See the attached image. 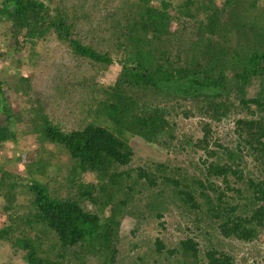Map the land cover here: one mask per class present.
Here are the masks:
<instances>
[{
  "label": "rangeland",
  "instance_id": "obj_1",
  "mask_svg": "<svg viewBox=\"0 0 264 264\" xmlns=\"http://www.w3.org/2000/svg\"><path fill=\"white\" fill-rule=\"evenodd\" d=\"M4 1L0 0V7ZM40 1L52 10L40 12L45 22L39 24V32L30 38L25 32L17 33L13 18L0 11V118L16 134V139L0 145V231L9 224L12 226L11 235L0 240V264H28L23 249L14 245L20 237H32L41 244L40 256L74 264H106L105 261L107 264H191L181 253L169 252L179 249L180 242L187 238L198 243L199 264L208 263L206 253L212 248L231 254L233 264H264V227L252 241L225 237L218 226L221 220L212 217L214 205L202 194L199 185L200 180L208 177L210 162H232L228 149L235 154L234 168L240 170L238 174L228 175L233 188L244 189L250 177H264L263 165L256 159L255 151L245 144L237 127L239 118L264 116L263 107L251 104L252 115L241 106L242 98L264 99V72L250 79L241 93L232 90L223 100L136 94L142 99L134 97L124 121L117 122L108 116L111 113L108 104L117 103L125 110L129 100V97L121 99L120 91L114 94L121 69L119 63L103 64L77 54L70 39L91 45L97 51L111 50L120 33H115L113 25L124 20L127 13L135 14L143 0ZM165 1L171 4L169 12L173 15L174 33L170 43L165 44L172 55L181 46L185 59L200 57L201 49L193 41L207 33L208 17L220 21L217 30L208 37L212 44L222 43L225 60L232 59L244 44L259 42L264 47V0ZM151 2L163 6V0ZM56 13L65 16L71 25L70 38L60 36L50 25ZM223 27L225 30L219 34ZM218 43L214 50L219 51ZM155 110L167 124L154 134L147 133L137 121L155 114ZM6 115H11L9 120L5 119ZM46 119L66 132L100 122L128 143L133 151L132 160L126 165L114 162L101 171L83 172L64 145L45 137ZM207 127L210 132L206 138ZM209 151L215 154L210 155ZM3 171L9 173L7 184L1 181ZM142 172L147 175L144 177ZM239 174L244 177L238 179ZM148 177L155 179L156 184ZM216 179L221 188L226 187L222 177ZM33 180L48 184L61 197L78 200L86 210L98 213L103 221L117 214L120 241L113 261L81 244L63 248L49 226L34 223L24 227L26 224L21 220L8 215L24 217L28 213L30 198L26 193ZM11 182L20 184L15 189L14 207H10L5 195L11 192ZM21 190L23 193H19ZM85 190L97 202L90 200ZM185 192L191 194V199ZM228 193L238 194L235 190ZM237 197L228 200L245 201ZM108 200L109 204L104 206ZM159 241L165 245L162 251L158 250Z\"/></svg>",
  "mask_w": 264,
  "mask_h": 264
},
{
  "label": "trees",
  "instance_id": "obj_2",
  "mask_svg": "<svg viewBox=\"0 0 264 264\" xmlns=\"http://www.w3.org/2000/svg\"><path fill=\"white\" fill-rule=\"evenodd\" d=\"M143 3L142 7L136 9L135 14L127 13L124 20H117L113 25L115 33L117 31L120 33L116 36V44L111 45V50L97 51L91 45L83 44L77 39H70L77 54L103 64H110L114 61L119 63L121 69L114 87V94L117 95L120 91V98L129 97V100L125 105V110H121L117 103L108 104V111L111 110L108 116H113V120L123 122V117L127 114L126 110L132 102H135V98L137 100L141 98L137 96L140 94L145 96L146 93H151L158 98L204 97L213 101L223 100L232 90L236 89L241 93L250 79L264 72V47H261L259 42L242 45L240 49L242 52L237 51L232 59L227 60H225L226 51L223 50L222 43L214 41V46H212V41H209L208 36L217 30L216 26L220 25L219 19L214 17H208V28L205 29L207 33L204 32L193 41L194 46L201 49L197 60L185 59V56H182L184 49L181 46L176 54L172 55L170 48L165 45L167 42L170 43L174 33L171 31L173 15L169 12L171 4L165 0H163V6L154 5L151 0H143ZM43 10L50 13L52 9L40 0H6L0 7V11L6 13L9 18H13L15 31L25 32L29 38L36 35L39 32V24L45 22V16L40 14ZM51 20L50 25L56 28L60 36L71 37V25L66 21L65 16L56 13ZM224 30L223 27L219 34ZM215 43L219 44L217 46L219 51L214 50ZM223 62L226 63L223 64ZM126 91L133 93V96ZM251 104H256L257 108H264V99L261 97L241 99V106L253 115ZM4 112L7 114L8 111L4 110ZM154 113L139 118L137 123L140 129L154 134L161 130L164 124H167L166 119L162 118L157 110ZM116 114L120 116L117 115V118H114ZM10 116L6 115L4 118L9 120ZM237 125L240 136L244 138L245 144L255 151L256 159L264 169V116L242 117L237 119ZM43 129L47 139L67 148L83 172L101 171L114 162L126 165L132 160L133 151L128 143L117 136L110 127L100 122L89 123L82 129L66 132L46 119ZM209 130L207 127L204 135L206 138ZM118 131L121 132L120 129ZM13 139H16L15 132L7 126V121L5 123V120L0 118V145ZM205 141L207 142V139ZM209 152L210 155L215 154V151ZM228 156L232 160L230 163L210 162L207 166L208 177L200 180L199 185L202 194L206 195L210 203L214 205L210 206L213 212L212 217L221 220L218 226L222 234L225 237L252 241L264 227V177L256 179L250 177L244 189L233 188L228 175L238 174L240 170L234 168V152L228 149ZM3 172L1 181L7 184L5 179L9 173ZM141 175L145 177L147 174L142 172ZM237 176L238 179L244 177L243 174ZM221 177L226 184L225 188H221L216 179ZM148 179L156 184L155 179L151 177ZM10 185L11 192L5 195L9 199L10 207H14L13 203L17 198L15 189L20 184L11 182ZM232 190L238 193L235 196L245 201L230 202L228 200L230 198L235 200V196L228 193ZM86 192L90 200L97 202V198L90 191ZM26 194L30 198L27 205L28 213L24 217L10 213L8 214L10 217L21 220L23 224H26L24 227L33 226L34 223L49 226L55 232L63 248L81 244L87 250H98L99 255H105L106 258H110V262L113 261L117 243L120 241V222L116 213L103 221L98 213L86 210L78 200L61 197L48 184L37 180L32 181ZM184 194L191 199L190 193L185 192ZM109 202L110 200L105 202L104 206H107ZM240 209L242 211H239ZM237 211L240 214H236ZM11 228L9 224L0 231V240L11 235ZM180 244L179 249L174 248L169 252L171 254L179 252L191 264H199L198 243L194 239L187 238L183 239ZM14 245L23 249L24 258L28 264H74L40 256L41 244L32 237L17 238ZM164 247V243L159 241L158 250L162 251ZM206 254L207 264L234 263L231 254L217 248L209 249ZM105 263L107 264L108 261Z\"/></svg>",
  "mask_w": 264,
  "mask_h": 264
}]
</instances>
